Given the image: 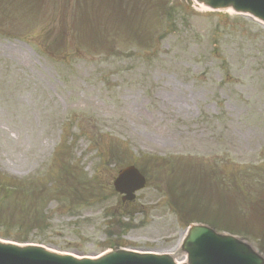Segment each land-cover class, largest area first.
<instances>
[{"label":"rangeland","instance_id":"374dc122","mask_svg":"<svg viewBox=\"0 0 264 264\" xmlns=\"http://www.w3.org/2000/svg\"><path fill=\"white\" fill-rule=\"evenodd\" d=\"M0 31V176L44 183L63 161L96 176L35 225L28 191L15 195L27 205L0 197V238L183 260V232L209 220L264 251L251 209L264 194L262 23L190 0H0ZM107 142L115 165L92 156ZM131 160L147 185L125 203L113 181Z\"/></svg>","mask_w":264,"mask_h":264},{"label":"water","instance_id":"95a60500","mask_svg":"<svg viewBox=\"0 0 264 264\" xmlns=\"http://www.w3.org/2000/svg\"><path fill=\"white\" fill-rule=\"evenodd\" d=\"M209 5L213 7H219V6H226V3L218 4L216 2H208ZM237 10H240L242 8L241 5H237ZM118 182V181H117ZM123 186V182L119 181L117 183V187L121 190ZM198 228H195L190 233V236L187 241V247L185 249L189 253V264H263L260 258L257 256L250 257L247 256L248 253L246 250H248L244 245L234 242L232 244H224L219 242L218 244L212 241H204L205 237L208 236V233L204 230L198 231ZM197 238V241L195 239ZM202 239L203 241H201ZM190 243V245H189ZM192 243L195 244L192 246ZM195 247L193 250L192 248ZM211 250H215V252H222L224 250L225 254H223L222 258L224 262H222V259H215L211 255ZM217 250V251H216ZM8 253H11L15 256H22V255H30V256H39L43 260L48 262H53L54 264H172L169 259H167L165 256L162 257H156V256H146V257H140L138 255L135 256H126V255H120L117 258H109L111 260H107L108 258H103L98 261H84V262H74L70 260V258L61 259L58 257H54L51 254L43 253L40 251H37L36 249H30L26 251H9ZM205 255V256H204ZM134 258V259H133ZM115 259V260H114Z\"/></svg>","mask_w":264,"mask_h":264},{"label":"bare ground","instance_id":"6f19581e","mask_svg":"<svg viewBox=\"0 0 264 264\" xmlns=\"http://www.w3.org/2000/svg\"><path fill=\"white\" fill-rule=\"evenodd\" d=\"M206 8V7H204ZM208 9V8H207ZM201 240V239H200ZM195 241H197V238L195 239ZM195 244L192 243V246H194ZM195 247L192 248V250L194 249Z\"/></svg>","mask_w":264,"mask_h":264}]
</instances>
